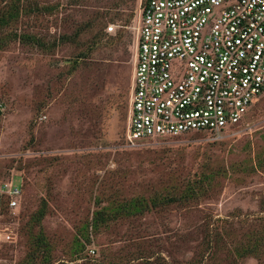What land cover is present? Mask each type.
I'll return each mask as SVG.
<instances>
[{
  "label": "rangeland",
  "instance_id": "rangeland-1",
  "mask_svg": "<svg viewBox=\"0 0 264 264\" xmlns=\"http://www.w3.org/2000/svg\"><path fill=\"white\" fill-rule=\"evenodd\" d=\"M139 3L0 0V178L26 184L0 264H30L22 227L41 200L51 258L34 264H264V94L219 136L129 144ZM209 175V191L182 202ZM172 196L89 227L78 251L95 211Z\"/></svg>",
  "mask_w": 264,
  "mask_h": 264
},
{
  "label": "built area",
  "instance_id": "built-area-1",
  "mask_svg": "<svg viewBox=\"0 0 264 264\" xmlns=\"http://www.w3.org/2000/svg\"><path fill=\"white\" fill-rule=\"evenodd\" d=\"M138 9L127 142L219 136L243 122L264 94V0H140ZM16 175L0 178V246L14 241L6 219L22 207Z\"/></svg>",
  "mask_w": 264,
  "mask_h": 264
},
{
  "label": "trees",
  "instance_id": "trees-1",
  "mask_svg": "<svg viewBox=\"0 0 264 264\" xmlns=\"http://www.w3.org/2000/svg\"><path fill=\"white\" fill-rule=\"evenodd\" d=\"M1 24V22H0ZM119 39H116L114 42H118ZM113 43V42H112ZM112 43H109L110 46H113ZM20 177L23 180V176L20 175ZM214 176L209 175L205 179H198L193 181L192 183L186 185L184 192L181 195L182 202L183 201H189L190 199H197L200 197V195L206 194L209 190L207 189V186L211 185V182H213ZM23 200H22V206L25 205V198H26V184L23 180ZM181 201V200H179ZM178 202L177 197H166V198H153V200H150L149 202H146L145 199L142 198H135L130 199L129 201L125 202L123 205L116 208V210H108L107 208H101L94 212L92 220L90 225H87L85 227L84 232L86 231V234L81 236L82 244L77 241L76 246L78 248V251H82L84 248V244L88 242V229L89 227L93 231H97L101 226H105L106 223L113 221L115 219H118L120 216L124 215L126 217L129 216H137L142 215L148 209H152L154 207L159 206L161 203H175ZM48 205L46 200H41L38 203L37 208L29 214L27 222L22 227L23 232L27 234L26 235V242L27 246L29 248L28 250V258L30 260V264H34V260L38 257V252H40L41 257L45 259L46 262H50V250L51 245L45 240V236L43 235L41 231V223L44 220V218L48 214Z\"/></svg>",
  "mask_w": 264,
  "mask_h": 264
}]
</instances>
